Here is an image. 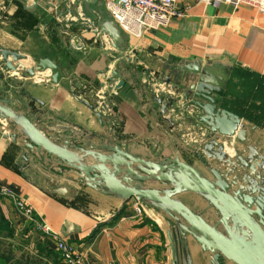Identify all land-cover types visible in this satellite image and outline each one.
I'll use <instances>...</instances> for the list:
<instances>
[{
  "label": "crops",
  "instance_id": "1",
  "mask_svg": "<svg viewBox=\"0 0 264 264\" xmlns=\"http://www.w3.org/2000/svg\"><path fill=\"white\" fill-rule=\"evenodd\" d=\"M38 1L35 9L28 10L30 14H55L54 8L45 1ZM105 1L91 0L89 5L101 20L110 17ZM33 3L34 0H0V46L27 54L28 59L24 61L27 67L36 64L30 49L37 52L50 50L40 42L45 40L50 45L48 26L39 23L31 28L27 21L29 13L20 10L22 4L25 7ZM179 5L188 7L187 14L174 19L168 27L151 29L141 40L125 35L124 59L140 66L139 70L161 66L165 76L184 90L200 80L224 85L227 71L236 63L264 74V12L246 4L221 3L216 6L180 0ZM62 33L70 46L74 34L84 43L83 51H78L80 61L73 70L60 67L63 75L59 83L52 81L49 70L36 71L34 76H29L27 71L19 73L26 76L23 81L26 90L43 102L39 106L36 102L26 101V114L40 129L61 141L67 134L74 133L87 136L96 146L111 142L154 162L173 159L179 154L205 176L214 178L179 145L176 129L170 121L162 120L163 106L152 99L149 89L145 88L143 100L134 89L121 87L117 94L119 99L113 97L115 108L111 114L114 119L102 123L97 112L81 102L75 91L79 87L84 90L81 94L84 98L93 99L105 84L110 83L106 81L105 70L109 65L110 68L116 66L118 60L111 57L119 56L120 51L110 44L108 36H101L93 28L78 27L75 31L73 27ZM174 58L178 61L174 62ZM187 63L200 65L201 72L178 70L181 64ZM13 74L16 73L7 71V75ZM139 77L144 80L141 73ZM180 104L179 100L167 111ZM11 105L19 106L18 101H12ZM171 116L173 121L179 119L176 111ZM247 126L250 145L264 154V128L250 122ZM25 151L22 140L15 142L0 134V185L26 199L35 210V218L44 220L76 247L83 257V264H184L182 254L179 258L174 254V243L169 235L176 226L169 213L175 211L173 207L137 198L124 201L73 180L67 174L48 171L49 165L38 161L30 151L27 162ZM146 185L162 191L169 188L154 180ZM175 197L211 219L207 204L199 195L182 192ZM135 203L142 207L140 214L134 209ZM189 240L191 264H212L211 253L202 250L193 237ZM0 264H67L55 242L38 228L35 221L15 213L14 201L8 196L0 197Z\"/></svg>",
  "mask_w": 264,
  "mask_h": 264
},
{
  "label": "water",
  "instance_id": "2",
  "mask_svg": "<svg viewBox=\"0 0 264 264\" xmlns=\"http://www.w3.org/2000/svg\"><path fill=\"white\" fill-rule=\"evenodd\" d=\"M42 1L54 8L55 14L51 15L57 19L63 32L66 29L71 31L73 27L75 31L78 27L96 29L101 36H108L110 44L120 51L119 56L111 59H124L125 51L119 48L120 40L124 39L122 29L107 8L110 17L101 20L89 7L91 0ZM38 2L34 0L32 5L24 8L35 9ZM71 47L76 50L72 44ZM0 55V94L6 97H0V134L15 142L22 140L27 149L24 152L27 162L30 151L50 169L59 168L62 174L73 180L124 201L137 198L173 207L175 211L169 213L176 226L169 235L174 243V254L178 258L182 254L184 264H191L192 260L189 237H193L202 250L211 253L212 264H264V154L250 145L249 121L221 106L228 77L224 85L200 80L184 90L173 84L161 69H137V75L143 70L144 80L139 77L143 87L149 89L152 99L163 106L162 120L172 123L179 145L214 175L209 178L195 165L181 159L179 154L173 159L154 162L111 142L92 145L83 134H67L64 141L51 138L26 114L28 104L21 92L28 93L41 104L43 102L26 90L23 85L26 76L19 73L27 71L29 76H34L36 71L49 70L52 81L59 83L63 75L60 66L53 59L44 57L35 60L34 66L27 67L24 62L28 59L27 54L2 46ZM116 67L117 64L111 68L109 65L105 73L107 82L116 83L117 92L113 94L112 86L106 88L101 106L98 93L93 99H86L81 95L84 90L78 87L75 91L81 102L97 112L102 123L114 119L115 116L110 114L115 108L113 97L116 99L118 90L124 86ZM178 70L200 73L201 66L181 64ZM7 71L16 74L10 76ZM154 74L167 88L158 94L152 80ZM179 100L181 104L168 112ZM12 101H18L19 106L11 105ZM174 111L179 116L176 121L171 118ZM152 180L163 182L169 188L162 191L147 186L146 183ZM182 192L199 195L206 202L211 219L175 197Z\"/></svg>",
  "mask_w": 264,
  "mask_h": 264
},
{
  "label": "trees",
  "instance_id": "3",
  "mask_svg": "<svg viewBox=\"0 0 264 264\" xmlns=\"http://www.w3.org/2000/svg\"><path fill=\"white\" fill-rule=\"evenodd\" d=\"M20 10L24 14L29 13L27 21L31 28L39 23H44L50 30L48 31L50 45L45 40H40L43 46H47V49H50V52H37L34 49H30L29 53L32 57L35 60L49 57L56 61L60 67L67 68L69 71L73 70L80 61L81 54L66 41L57 19L47 12L40 16H33L24 8L23 4L20 6ZM121 31L125 39L127 34L123 30ZM33 32L37 33V30ZM177 61L178 58H174V62ZM137 69L138 66L128 58L119 60L116 67L119 76L124 81V87L128 86L130 89H134L145 100L146 91L138 78ZM169 69L171 71V68ZM224 88L225 92L221 100L222 108L239 115L258 127L264 128V74L236 63L228 70V78L225 80ZM21 95H24L23 97L26 101L36 102L39 106H42L39 102L32 99L28 93L23 94L21 92ZM116 99L119 98L116 97ZM48 171L61 174L59 168L49 169Z\"/></svg>",
  "mask_w": 264,
  "mask_h": 264
},
{
  "label": "built area",
  "instance_id": "4",
  "mask_svg": "<svg viewBox=\"0 0 264 264\" xmlns=\"http://www.w3.org/2000/svg\"><path fill=\"white\" fill-rule=\"evenodd\" d=\"M179 1L180 0H106L105 5L115 22L123 31H125L131 37L141 40L149 30L168 27L174 19L186 16L188 7L180 6ZM193 1L199 4H213L216 6L221 3H228L234 6L246 4L254 7L259 12H264V0ZM152 80L154 85L157 86V94L161 90L167 89L164 83L158 81L155 74ZM115 84L107 83L98 91V95L102 99L100 106L105 99L104 95L106 88L112 86L113 94L117 92L114 86ZM191 139L193 140V138ZM2 196H8L13 199L14 211L19 217L36 222L38 228L55 242L56 248L59 251L61 258L67 264H83V257L78 252L76 247L63 238L59 233L54 231L52 227L44 220L35 218V210L26 199L17 196L9 189L0 185V197ZM134 209L138 214L142 212V207L139 203H135Z\"/></svg>",
  "mask_w": 264,
  "mask_h": 264
},
{
  "label": "rangeland",
  "instance_id": "5",
  "mask_svg": "<svg viewBox=\"0 0 264 264\" xmlns=\"http://www.w3.org/2000/svg\"><path fill=\"white\" fill-rule=\"evenodd\" d=\"M118 25V24H117ZM75 26V25H74ZM118 27H119V25H118ZM71 35H73V34H71ZM73 38V40H72V45L74 46V48H76V50L77 51H83L82 49H84V43H83V41H81V38L79 37V36H77L76 34H74V37H72ZM119 48H120V50L121 51H126L127 50V46H126V42H125V39H121L120 40V42H119ZM129 55V54H128ZM140 66H138V68H139ZM154 69L155 70H159V69H161V66H156V67H154ZM143 71V70H142ZM141 71V73H143ZM168 74H170V75H172L171 73H168ZM167 127V126H166ZM200 168H202V166L200 167ZM190 176V175H189Z\"/></svg>",
  "mask_w": 264,
  "mask_h": 264
}]
</instances>
